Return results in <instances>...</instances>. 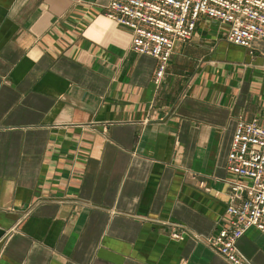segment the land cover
Masks as SVG:
<instances>
[{
  "label": "crops",
  "instance_id": "obj_1",
  "mask_svg": "<svg viewBox=\"0 0 264 264\" xmlns=\"http://www.w3.org/2000/svg\"><path fill=\"white\" fill-rule=\"evenodd\" d=\"M110 2L0 0V264H231L198 237L226 223L237 122L264 124V40L201 20L156 83ZM238 248L264 264L259 229Z\"/></svg>",
  "mask_w": 264,
  "mask_h": 264
},
{
  "label": "built area",
  "instance_id": "obj_2",
  "mask_svg": "<svg viewBox=\"0 0 264 264\" xmlns=\"http://www.w3.org/2000/svg\"><path fill=\"white\" fill-rule=\"evenodd\" d=\"M106 15L131 30L133 52L158 59L156 83L164 78L176 44L190 41L201 20L226 26L227 40L237 46L264 40V0H111ZM227 168L237 179L228 182L226 223L198 239L231 264H252L238 241L252 227L264 234V124L257 119L237 122ZM187 235L182 226L171 231L177 241Z\"/></svg>",
  "mask_w": 264,
  "mask_h": 264
},
{
  "label": "water",
  "instance_id": "obj_3",
  "mask_svg": "<svg viewBox=\"0 0 264 264\" xmlns=\"http://www.w3.org/2000/svg\"><path fill=\"white\" fill-rule=\"evenodd\" d=\"M6 230L0 227V240L5 236Z\"/></svg>",
  "mask_w": 264,
  "mask_h": 264
},
{
  "label": "rangeland",
  "instance_id": "obj_4",
  "mask_svg": "<svg viewBox=\"0 0 264 264\" xmlns=\"http://www.w3.org/2000/svg\"><path fill=\"white\" fill-rule=\"evenodd\" d=\"M214 25V24H213Z\"/></svg>",
  "mask_w": 264,
  "mask_h": 264
}]
</instances>
